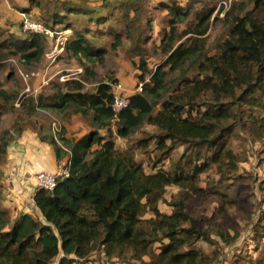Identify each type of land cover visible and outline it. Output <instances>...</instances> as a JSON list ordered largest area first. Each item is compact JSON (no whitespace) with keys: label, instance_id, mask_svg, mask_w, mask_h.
Instances as JSON below:
<instances>
[{"label":"rangeland","instance_id":"obj_1","mask_svg":"<svg viewBox=\"0 0 264 264\" xmlns=\"http://www.w3.org/2000/svg\"><path fill=\"white\" fill-rule=\"evenodd\" d=\"M63 1L90 6L100 2L0 0V30L5 33L12 30L14 35L19 36L27 33L22 27L23 18L51 26L46 18ZM173 1H176L175 6L186 8L190 3L184 1L191 0H148L140 28L142 40L134 45L125 37L124 30L119 40L105 36L96 42L97 47L105 50L100 59L86 60L69 52H59L55 49V40L45 36H41L44 53L33 62H24L19 55H8L0 49V90L7 95V98L0 97V207L8 214L1 231H7L22 214L44 222L32 201V176L36 172L25 171L13 164V157L27 158L25 154L14 156L11 153L17 146L23 145L17 140L24 129L36 131L42 143L45 142L40 138L53 137L59 146L58 134L64 132L67 137V132L71 131L74 136L68 139L75 140L88 131L96 130L102 136H110L118 151L132 155L146 174H153L159 169L186 173L193 165H208L192 180L166 186L156 207L161 213L170 214L172 204L176 200L182 201L183 212L190 218L182 226L193 224L209 239L207 241L202 237L191 248L210 259V264H264V90L259 92L257 101H228L233 107V117L220 122L223 150L219 160L212 159L213 149L209 150L205 145L195 148L189 144H171L166 140L164 148H160L156 139L160 131L146 121L127 137H120L116 133L115 120L108 128L97 129L90 110L81 114L71 107L60 110L43 107V104L54 100L57 92L73 91L76 83L81 85L83 92L89 93L95 92L100 83L116 81L121 82L125 89L139 88V75H144L147 82L150 74L162 66V88L149 97L153 105L152 114H155L164 101L180 99L196 82L211 80L213 74L208 69L207 60L220 54L222 45L231 39L230 31L238 19L251 17L264 24V8L257 5V0H210L207 8L213 7L212 14L204 21L192 13L176 19L168 9L158 5L159 2L173 5ZM35 2H39V6ZM53 27V30L63 31L61 25ZM69 35L67 31L63 38L67 39ZM177 48L186 54L183 61L167 64L169 55ZM7 72L9 75L5 81ZM257 84L264 89L263 80L259 79ZM129 89L126 92L130 93ZM236 91L239 92V89ZM218 98L219 95L211 89H205L191 99L190 110L195 114L214 107ZM222 99L228 100L226 95ZM5 144L7 147L3 154ZM51 147L53 150V145ZM199 156L201 159H198ZM7 170L10 172L7 173ZM17 196L21 207L11 208L10 204ZM151 217V212L146 209L142 219ZM161 243L166 244L168 240L163 239ZM161 243H154L151 251L158 253ZM73 258L72 264H138L130 258L129 252L123 255V259L109 257L104 246L98 245L93 246L86 257ZM58 259L59 256L50 264H57ZM143 259L148 261L149 257L144 256Z\"/></svg>","mask_w":264,"mask_h":264},{"label":"trees","instance_id":"obj_2","mask_svg":"<svg viewBox=\"0 0 264 264\" xmlns=\"http://www.w3.org/2000/svg\"><path fill=\"white\" fill-rule=\"evenodd\" d=\"M147 1L100 0L96 6L63 1L46 18L51 26L42 24L51 29L61 25L63 31L70 32L63 51L86 60L100 59L105 50L97 47L96 42L105 36L119 40L124 30L125 37L134 45L142 40L140 28ZM184 2H189V6H175L176 1L173 5L160 2L158 5L168 9L176 19L190 13L200 21L210 18L213 9L207 8L210 0ZM257 2L264 8V0ZM35 4L39 6V2ZM25 32L19 36L0 30V49L8 55H19L24 62H33L44 53L43 41L41 35ZM230 33L231 39L222 45L220 54L207 60L213 74L211 80L196 82L180 99L164 101L155 114H152L149 97L162 88V66L150 74L147 82L144 75H139L141 91L131 96L129 106L115 122L117 135L127 137L146 121L160 131L156 136L160 148H164L166 140L195 148L205 145L213 149L212 159L219 160L223 150L220 122L233 117V107L228 101H257L259 92L264 90L257 84L259 79L264 82V24L251 17L240 18ZM183 53L181 48L174 50L167 64L182 62L186 56ZM205 89H211L219 98L214 107L194 114L190 101ZM223 95L228 100H223ZM0 97L7 98V95L0 91ZM53 97L54 100L43 107L58 110L71 107L81 114L90 110L97 129L108 128L111 124L112 95L105 83H100L92 93L83 92L81 85L76 83L73 91L57 92ZM63 134L57 135L61 146L55 144L53 137L40 138L53 145L57 161L67 157L69 167L68 174L60 177L52 190L37 189L33 194L34 205L44 222L22 214L7 231H1L8 214L0 207V264H50L58 256L57 264H72L73 257H86L95 245L104 246L109 257L118 259L129 252L130 258L138 264L211 263L200 251L191 248L196 240L209 239L193 224L182 226L190 221L183 212L182 201L172 204L170 214L161 213L156 207L166 186L190 181L208 165H193L186 173L159 169L146 174L132 155L115 148L110 136L92 130L71 140ZM6 147L7 144L2 149L3 154ZM146 209L152 217L144 220ZM262 227L264 229V224ZM163 239L168 243L162 244ZM157 242L161 243L159 252L154 253L151 249ZM184 247L188 249L183 251ZM144 256L149 260L145 261Z\"/></svg>","mask_w":264,"mask_h":264},{"label":"built area","instance_id":"obj_3","mask_svg":"<svg viewBox=\"0 0 264 264\" xmlns=\"http://www.w3.org/2000/svg\"><path fill=\"white\" fill-rule=\"evenodd\" d=\"M22 27L25 31L36 33L41 36H45L46 38H49L51 40H55V49L59 52H62L65 45V39L63 38V35L67 31H56L53 30L45 25H43L41 22L33 21L29 18H23ZM62 38L64 40H62ZM109 87V93L112 95L110 108L113 113L112 120L117 121L119 118V115L129 106L130 104V98L131 96L126 93V89L124 85L121 82H110L107 83ZM136 91L141 90V84L139 88L135 89ZM135 91V92H136ZM69 172L68 167V160L66 158L65 163L58 167L56 171L54 172H48V171H39L36 172L32 176L33 181V187L34 192L37 189H45V190H52L58 179L60 177L66 176Z\"/></svg>","mask_w":264,"mask_h":264},{"label":"crops","instance_id":"obj_4","mask_svg":"<svg viewBox=\"0 0 264 264\" xmlns=\"http://www.w3.org/2000/svg\"><path fill=\"white\" fill-rule=\"evenodd\" d=\"M2 23H3V21H2ZM1 26L2 25L0 23V27ZM9 32L13 33L12 30H9ZM7 73L5 74V81L7 80L6 78L9 75V73L8 74ZM0 82H1V79H0ZM126 89L128 91L129 88L127 87ZM129 91H131V92L130 93L126 92V93L129 94L130 96H132L136 90L135 89H129ZM29 130L30 129H24L21 137H19L17 140V142L22 143L23 145L17 146L18 144L14 143V145H16L17 147L14 148V150H13L14 152H11L12 155H14V156H17V154H25V155H27V158L26 159H24V158L20 159L18 157H13V164L19 165V166H21V168L23 170L29 171L31 173L39 172V171H48V172L56 171L58 167H61L65 163L67 157H64L60 162L57 161L56 157H55L54 150H52L51 145L48 144L47 142H45V143L40 142L39 138L37 137L36 131H34L32 128H31V131H29ZM88 132H90V131H88ZM88 132H86V133H88ZM86 133H84V134H86ZM83 135L78 136L77 138H75V140L79 139ZM63 136H64V134H63ZM66 136H67L66 138L68 139V137L74 136V135L72 134L71 131L70 132L68 131ZM13 147L14 146H11V148H13ZM16 149H18V152L16 151ZM64 150H66V149H64ZM21 151L23 153H21ZM8 172H10V171L7 170V173ZM33 194H34V192H33ZM33 194H32V201H33ZM14 200L15 201L12 204H10V207L11 208L21 207V205H20L21 200L18 199V196L14 197ZM33 204H34V202H33Z\"/></svg>","mask_w":264,"mask_h":264}]
</instances>
